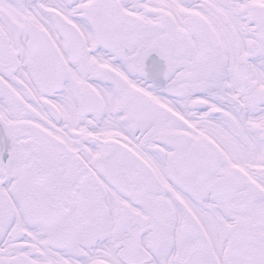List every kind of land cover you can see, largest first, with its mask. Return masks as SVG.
Masks as SVG:
<instances>
[{
    "label": "snow or ice",
    "instance_id": "snow-or-ice-1",
    "mask_svg": "<svg viewBox=\"0 0 264 264\" xmlns=\"http://www.w3.org/2000/svg\"><path fill=\"white\" fill-rule=\"evenodd\" d=\"M0 264H264V0H0Z\"/></svg>",
    "mask_w": 264,
    "mask_h": 264
}]
</instances>
